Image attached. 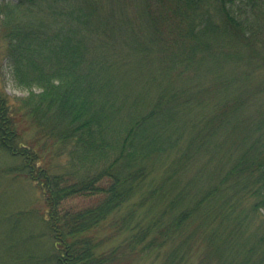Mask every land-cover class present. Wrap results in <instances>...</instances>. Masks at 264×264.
Returning <instances> with one entry per match:
<instances>
[{"label":"trees","instance_id":"obj_1","mask_svg":"<svg viewBox=\"0 0 264 264\" xmlns=\"http://www.w3.org/2000/svg\"><path fill=\"white\" fill-rule=\"evenodd\" d=\"M0 40L55 264H264V0H0Z\"/></svg>","mask_w":264,"mask_h":264},{"label":"rangeland","instance_id":"obj_2","mask_svg":"<svg viewBox=\"0 0 264 264\" xmlns=\"http://www.w3.org/2000/svg\"><path fill=\"white\" fill-rule=\"evenodd\" d=\"M0 69V89L10 97L24 94L10 81L4 60ZM25 136L30 137L31 131ZM46 161L47 156L43 155L39 165ZM14 163H17L16 157L0 148V264H55L56 249L43 220L46 206L42 193L32 181L7 173ZM93 202V196H75L64 203L81 208ZM119 241L117 237L112 243L115 245ZM156 258L154 252H148L132 264H155Z\"/></svg>","mask_w":264,"mask_h":264}]
</instances>
